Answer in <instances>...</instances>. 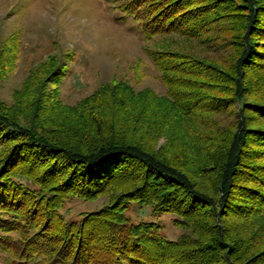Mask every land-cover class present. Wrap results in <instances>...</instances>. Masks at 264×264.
Wrapping results in <instances>:
<instances>
[{
    "label": "trees",
    "instance_id": "1",
    "mask_svg": "<svg viewBox=\"0 0 264 264\" xmlns=\"http://www.w3.org/2000/svg\"><path fill=\"white\" fill-rule=\"evenodd\" d=\"M119 6L120 18H134L145 37L167 31L197 36L214 21H235L227 38L234 51L228 63L216 65L150 50L165 96L117 81L75 106L55 96L49 107L37 98L34 108L42 111L35 120L12 117L0 105L4 264H264V247L246 256L237 237L224 239L237 222L264 216V99L246 98L252 86H264L258 73L264 74V0H126ZM104 94L117 96L114 103L103 105ZM52 107L64 116L56 118ZM221 110L235 121L216 129L207 119ZM48 116H54L49 123ZM88 116L101 126L80 132L77 122ZM176 123L185 126L183 136L190 133L192 147L170 137ZM159 136L165 140L155 148ZM204 175L212 190L198 186ZM104 192L109 199L103 205L76 218L61 215L65 200ZM133 202L173 212L185 231L168 237L156 220L132 219L126 210Z\"/></svg>",
    "mask_w": 264,
    "mask_h": 264
},
{
    "label": "rangeland",
    "instance_id": "2",
    "mask_svg": "<svg viewBox=\"0 0 264 264\" xmlns=\"http://www.w3.org/2000/svg\"><path fill=\"white\" fill-rule=\"evenodd\" d=\"M124 1L0 0V105L3 113L5 111L23 121L35 120L42 111L34 108L37 98L38 101L40 97L44 98L49 107L54 106L55 96L62 104L75 106L96 89L103 86L113 89L117 81H122L135 92L149 91L158 97L165 96L167 86L161 79L160 68L149 55L150 50L182 52L216 65L229 62L234 43L227 38L234 32L235 21L229 20L225 23L226 27L214 21L212 28L197 36L195 33L167 31L145 37L134 18H120L124 12L119 5ZM206 1L211 0H194L195 3ZM251 38L263 40L258 34H253ZM258 73L264 75L260 70ZM55 77L58 80H54ZM256 86H252L255 88L250 89L246 98L264 99V86L263 89ZM111 96L103 95V105L106 99L114 103L117 96ZM123 96L125 101L130 100L125 92ZM50 111H54L56 118L65 113L53 107ZM252 113L250 110V115ZM53 117L48 116L47 122ZM207 120L215 123L217 129L230 125L235 118L228 111L221 110L213 111ZM77 125L80 132L89 127L96 130L101 121L96 116H88L79 119ZM184 127L174 124L170 137L175 143L182 142L184 148H190L192 146L188 144L192 139L186 131L183 136ZM205 128L213 127L205 125ZM164 140V136H159L155 148ZM261 173L264 175V172ZM198 186L209 191L213 181L204 175ZM108 199L109 194L105 192L89 199L72 197L65 200L59 210L66 219L76 218L81 211L97 208ZM126 213L135 220H156L168 237L185 231L173 222V212H153L149 204L133 202ZM232 231L226 232L224 239L228 242L237 237L239 246L248 249L244 255L264 247V216L237 222ZM5 257H8L7 254L0 253V264H4ZM30 264H40V261Z\"/></svg>",
    "mask_w": 264,
    "mask_h": 264
}]
</instances>
